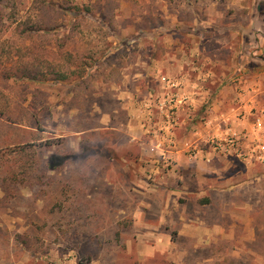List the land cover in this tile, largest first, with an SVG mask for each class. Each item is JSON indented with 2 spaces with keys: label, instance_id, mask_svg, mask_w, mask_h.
Wrapping results in <instances>:
<instances>
[{
  "label": "rangeland",
  "instance_id": "rangeland-1",
  "mask_svg": "<svg viewBox=\"0 0 264 264\" xmlns=\"http://www.w3.org/2000/svg\"><path fill=\"white\" fill-rule=\"evenodd\" d=\"M0 18V264H264V234L201 241L191 171L209 152L241 170L217 148L238 99L264 133V0H0Z\"/></svg>",
  "mask_w": 264,
  "mask_h": 264
},
{
  "label": "crops",
  "instance_id": "crops-1",
  "mask_svg": "<svg viewBox=\"0 0 264 264\" xmlns=\"http://www.w3.org/2000/svg\"><path fill=\"white\" fill-rule=\"evenodd\" d=\"M236 100L237 98L234 102L225 98L216 99L215 105L222 106L227 103L230 106ZM238 102L241 105V112L245 111L244 120L240 122L241 146L236 150H230V154L227 155L236 156L237 161L241 163V170L237 171V174L229 173L228 171L233 166L228 163L227 158H218L221 164L215 165L217 158L212 152L206 154V162L199 160L193 164L195 166L191 169L197 173L196 183L204 190L202 193L204 199L201 200L204 212H215L213 217L211 216V219L215 220L210 221L205 213L202 216L200 211H196L194 221H192L196 233L201 232V241L205 243L216 233L221 239L228 238L229 233L233 232L232 228L235 227H240L243 232L252 234L246 237L245 243L247 244H259L260 241L256 240V234H264V151L259 149V133L253 132L256 125L247 123L250 122L249 116L253 115L256 101L248 103L245 99H238ZM217 111H220V118L226 122L228 118H232V114L223 113L222 107ZM229 132L226 130L222 135L225 136ZM202 170L204 173H201ZM193 237L196 238L197 235ZM258 239L261 240L260 237ZM250 254L257 256L255 250H251Z\"/></svg>",
  "mask_w": 264,
  "mask_h": 264
},
{
  "label": "built area",
  "instance_id": "built-area-1",
  "mask_svg": "<svg viewBox=\"0 0 264 264\" xmlns=\"http://www.w3.org/2000/svg\"><path fill=\"white\" fill-rule=\"evenodd\" d=\"M261 120H259L256 124L255 130L257 131V133H259V141H260V145H259V149L263 152L264 151V133L262 131V124L260 122ZM240 135L237 133H234L232 131H230L227 135L224 136V144L223 143H218V147L220 150L222 148V146H227L230 150V148H240L241 144H240ZM227 148V149H228Z\"/></svg>",
  "mask_w": 264,
  "mask_h": 264
},
{
  "label": "trees",
  "instance_id": "trees-1",
  "mask_svg": "<svg viewBox=\"0 0 264 264\" xmlns=\"http://www.w3.org/2000/svg\"><path fill=\"white\" fill-rule=\"evenodd\" d=\"M77 10H79V11H81V9L79 8V7H77L76 8ZM72 14H74V13H72ZM75 15V14H74ZM3 24V20H2V18H0V26ZM72 28V27H71ZM27 34H28V36H32V33L34 34V32L32 31V30H28L27 32H26ZM71 37H73V36H71ZM25 71L26 72H28V68H26L25 69ZM77 72V71H76ZM40 72L38 71L37 72V74H39ZM75 73V71L74 72H71V74H74ZM36 74V75H37ZM57 74V78H55L53 81L55 82V83H60V82H64V81H66L67 79H68V77H69V74H67V73H64V72H58V73H56ZM31 75H33V74H31ZM27 77V76H26ZM30 77H32L31 79H33V80H43V79H39L38 78V76H35V77H33V76H30ZM44 81V80H43ZM12 152H14V150H12Z\"/></svg>",
  "mask_w": 264,
  "mask_h": 264
}]
</instances>
